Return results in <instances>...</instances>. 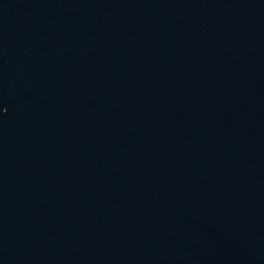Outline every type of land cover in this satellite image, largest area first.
Instances as JSON below:
<instances>
[{"label": "water", "instance_id": "obj_1", "mask_svg": "<svg viewBox=\"0 0 264 264\" xmlns=\"http://www.w3.org/2000/svg\"><path fill=\"white\" fill-rule=\"evenodd\" d=\"M0 264H264V0H0Z\"/></svg>", "mask_w": 264, "mask_h": 264}]
</instances>
